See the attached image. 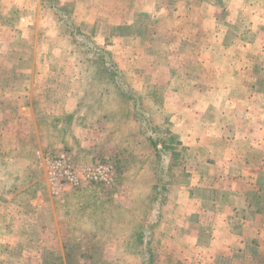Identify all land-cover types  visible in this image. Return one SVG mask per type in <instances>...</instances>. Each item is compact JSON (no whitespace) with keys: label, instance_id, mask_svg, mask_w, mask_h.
<instances>
[{"label":"crops","instance_id":"0c3cea01","mask_svg":"<svg viewBox=\"0 0 264 264\" xmlns=\"http://www.w3.org/2000/svg\"><path fill=\"white\" fill-rule=\"evenodd\" d=\"M5 1L0 0V32L9 26L19 30L7 41L9 47L0 35V75L12 69L7 64L9 57L17 74L24 60L30 59L35 75L41 64L37 66L35 59L45 55L35 50L34 38L28 56L17 46L23 43L19 32L30 24L23 22L27 18L22 15L15 24L6 22ZM15 2V8L23 5L22 0ZM130 2L127 47H121L120 35L98 38L118 71L124 73L121 69L126 68L128 90L139 97L130 106L142 107L147 115V108L157 109L156 121L166 137L164 146L172 148L158 146L156 150L175 159L163 168L171 172L165 185L166 200H158V211L149 210L140 247L121 238L130 228L119 226L116 209L120 204L107 200L90 206L84 212L87 222L63 232L77 242L85 241L81 246L86 244L75 257L69 256L67 252L75 248L67 246L57 232L58 213L53 204L58 198L53 202L43 194L48 184L46 169L35 157L40 129L34 106L19 100L12 114L30 121L33 134H19L18 129L9 133L4 129L7 120L0 117V264H30L41 258V249L48 261L40 264H264V0ZM141 16L154 20L152 32L138 31ZM121 23L105 25L118 29ZM13 87L4 84L0 90ZM152 91L159 92L158 101ZM70 97L61 102V112L72 118L78 104ZM5 103L0 100V114ZM111 103L114 116L120 104ZM103 108L108 110V106ZM48 116L55 124L53 130H61L60 120ZM47 140L57 148L65 144V139ZM69 192L60 197L63 207ZM129 202L125 210L133 215ZM45 203L51 210L43 211ZM100 218L97 226L91 225V220ZM45 232L44 242L40 236ZM15 236L21 239L17 245L22 244L19 256L14 257L11 251L18 249Z\"/></svg>","mask_w":264,"mask_h":264},{"label":"rangeland","instance_id":"374dc122","mask_svg":"<svg viewBox=\"0 0 264 264\" xmlns=\"http://www.w3.org/2000/svg\"><path fill=\"white\" fill-rule=\"evenodd\" d=\"M22 1L23 5L20 8H15V0L3 2L8 8L4 20L15 24L21 15L25 16L27 19H22L23 22L30 25H25L27 28L23 33L22 31L19 32V35H23V43L17 46L28 53L26 55L28 56L29 52L32 51L31 42L34 38L37 43L35 50L43 53L45 57L41 59L38 56L35 59L37 66L41 63L39 68L37 67L35 75L31 72L30 59L24 60L23 70L17 74L15 73L17 69L11 62L12 58H8L7 64L12 69L8 68L9 74L7 75H0V86L6 84L9 87L12 85L17 90L14 87L11 91L0 90V100L7 102L1 110L2 114H0V117L7 120L4 122V129L6 128L9 133L18 129L19 134H33L30 121L26 123V119V122L21 121L20 118L16 119V115L13 116L12 114L16 109L15 103L18 104L19 100L24 103L32 102L33 110L37 116V126L40 129V145L37 148L38 154L37 152L35 154L40 166L41 164L46 166L44 160L54 159L58 154L65 153L74 167L94 166L103 163L112 165L114 169L113 181L109 185L92 184L95 186H91V184H87L80 188H67L64 192L70 190V198H67L65 209L63 207L65 203L62 199L64 192L55 197L50 195L49 185H47V191L43 190L44 195L48 194L47 197L54 199L53 202L55 198L59 199L53 204V209L58 213L59 229L57 232L61 235L62 241L67 243V246L71 245L72 248H75L73 252H67L69 256L74 255L75 257L81 252V248L82 250L85 249L86 244L80 245L85 241H75L70 233L67 236L63 234L65 230L70 232L72 229L79 228L82 222H87L85 219L89 220V218L84 217V212L90 210L92 204L97 206L100 202L102 204L107 200L120 204L118 206L121 212L128 211L125 208L128 200H130V209L134 210L133 217L137 221H142L148 215V211L144 210L142 203L139 202V197L141 199L143 193H147L151 186L154 187L159 183L161 186L167 184L171 172L165 171L163 168L166 167L167 169V164L174 162L175 159L172 155H167L161 150V154L158 153L161 155L159 162L156 157L157 153L153 154L155 147L147 138H154V141L157 142L156 149L163 145V140H165L163 138H166L162 134L163 126L156 121L158 116L155 111L157 109L149 107L147 108L149 115H140L138 108L130 106L135 103H129L126 97L128 98L129 95L135 102L134 97L136 95L128 90L126 68H122L123 64H120L121 71L124 73L118 71L119 69L115 67L110 52L100 47L99 38L108 39V36H113L112 34L120 35L121 47H127L126 40L129 30L126 23L132 17L131 12L128 13V4L133 2L130 0ZM119 20H123V23L118 29L105 25ZM83 21H93L95 26H80L79 24ZM153 21L151 18L141 16L138 31L149 29L152 32ZM96 23L100 25L96 26ZM75 28L78 29V34ZM17 30L19 29L9 26L4 29L3 34L2 31L0 32L5 41L4 44H8L7 41L10 39H14ZM105 44L111 45L108 41ZM7 46L9 47V44ZM2 52L0 50V53ZM103 67L114 73V80L118 82L119 87L124 91V95L112 94L111 99L110 95L103 89L107 87V80L103 75L102 77L100 75ZM32 84L36 85L33 90H29V86ZM155 93L152 91L153 98ZM157 93L156 101H158ZM67 97L76 99L78 104L73 115H71L72 118L61 112V104L67 101ZM70 98H68V102L71 101ZM115 101L119 102L120 108L116 109L114 112L118 113L112 116L111 102ZM106 106H108V110L103 108ZM98 110L99 112L106 111V113H96ZM48 113L57 118L56 121L60 120L58 124L61 126V130H53L55 124ZM144 113H146L145 110ZM25 118L27 117L25 116ZM64 134L66 136L63 138ZM48 137L49 140L53 139L54 141L65 139V144L59 148L51 146L47 140ZM167 147L169 150L172 148L169 145ZM119 164V168L116 169ZM161 194L164 195V193ZM106 204L104 203V205ZM48 208L51 210V206L45 203L43 211H48ZM94 222L97 223V220ZM120 225L123 224L120 223ZM43 234L40 239L45 242L47 241L46 232ZM8 238L9 241L12 239ZM13 239H15L13 242L16 245L17 241L21 240L16 236ZM19 245H17L18 249L11 251L14 257L19 256L21 250ZM76 245H78L77 249ZM39 253L41 258L39 260L32 259L30 264L47 263L46 252L41 249ZM12 262L14 263L15 260Z\"/></svg>","mask_w":264,"mask_h":264},{"label":"built area","instance_id":"2783aa9c","mask_svg":"<svg viewBox=\"0 0 264 264\" xmlns=\"http://www.w3.org/2000/svg\"><path fill=\"white\" fill-rule=\"evenodd\" d=\"M44 162L50 195L55 197L67 188H80L87 184L109 185L114 177V169L110 164L74 167L65 153Z\"/></svg>","mask_w":264,"mask_h":264},{"label":"trees","instance_id":"16d2710c","mask_svg":"<svg viewBox=\"0 0 264 264\" xmlns=\"http://www.w3.org/2000/svg\"><path fill=\"white\" fill-rule=\"evenodd\" d=\"M76 32L78 31L77 28H75ZM78 34V32H77ZM100 49V48H98ZM101 51V49L99 50ZM101 77L102 75L105 77V79L107 80V87L106 88H103L111 97V95H117V94H121V95H124V91L119 87L118 88V85L116 84V81L114 80V73L110 72V71H107L105 67L102 68V72L100 73ZM102 89V90H103ZM139 97H134V100L135 99H138ZM112 99V97H111ZM114 99V98H113ZM126 99L132 103H136L132 100V98L129 97L128 95V98L126 97ZM134 108H138L139 109V114H145L144 113V109L142 107H136L134 106ZM141 117H144V116H141ZM159 135V134H157ZM147 139H150L151 143L154 145L153 147H155L154 151L156 150V144L157 142L154 141V138H147ZM165 143L163 142V145L164 146ZM165 147V146H164ZM167 147V146H166ZM165 147V149H166ZM169 148L167 147L166 150H168ZM165 150V151H166ZM157 152V150H156ZM146 153V152H145ZM156 157L158 159V161L160 162L161 161V155L156 154ZM117 166V165H116ZM120 166V164L116 167V169H118ZM118 178V177H117ZM91 186H95V185H92ZM161 190V191H160ZM148 192H144L143 193V196L142 198L140 199L139 197V202L142 203L143 207L147 209L145 211H148L149 213V210H156L158 211L160 209V203H158V200H166V196L165 195H162L161 193H165L167 191L166 187L165 186H161L160 183L159 185H155L154 187H150L149 190H147ZM161 192V193H160ZM165 196V197H164ZM94 205V204H92ZM103 206V205H101ZM94 210H96V212L98 211V207ZM116 212L118 217L120 216L119 218V221L125 225V228L128 226L130 228V232L128 234H123V237H121L122 239H124V241H132V243L134 242L137 246H143V243H144V234H143V226H144V223L145 221H147V216H146V219H142V221H137L136 218L133 217V215H128L127 212L125 211H122L117 208L116 209ZM125 214V218L123 217L122 218V215ZM116 215V216H117ZM129 216V217H128ZM159 217V216H157ZM96 221V220H95ZM97 221L99 222H102V219H97ZM91 225H94L96 222H94V220H91L90 221ZM125 223V224H124ZM97 224V223H96ZM94 226H97V225H94ZM91 238H94V236H92ZM124 242V243H126ZM147 246H149L150 242H146L145 243ZM143 253V250H141V254Z\"/></svg>","mask_w":264,"mask_h":264}]
</instances>
